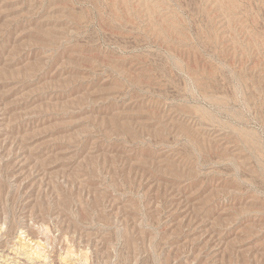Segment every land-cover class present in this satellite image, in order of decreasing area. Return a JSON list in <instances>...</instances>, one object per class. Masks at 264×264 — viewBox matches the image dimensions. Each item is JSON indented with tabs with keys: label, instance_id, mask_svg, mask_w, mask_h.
<instances>
[{
	"label": "rangeland",
	"instance_id": "1",
	"mask_svg": "<svg viewBox=\"0 0 264 264\" xmlns=\"http://www.w3.org/2000/svg\"><path fill=\"white\" fill-rule=\"evenodd\" d=\"M0 264H264V0H0Z\"/></svg>",
	"mask_w": 264,
	"mask_h": 264
}]
</instances>
